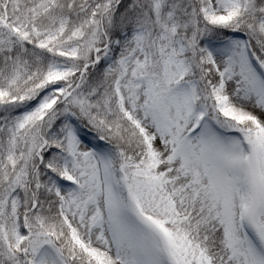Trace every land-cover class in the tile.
<instances>
[{
	"label": "snow or ice",
	"instance_id": "6c2138e0",
	"mask_svg": "<svg viewBox=\"0 0 264 264\" xmlns=\"http://www.w3.org/2000/svg\"><path fill=\"white\" fill-rule=\"evenodd\" d=\"M0 264H264V0H0Z\"/></svg>",
	"mask_w": 264,
	"mask_h": 264
}]
</instances>
